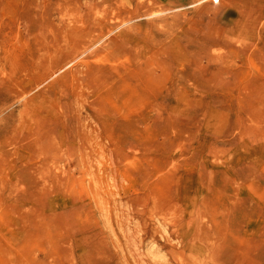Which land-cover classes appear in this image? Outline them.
Segmentation results:
<instances>
[{
    "label": "rangeland",
    "instance_id": "obj_1",
    "mask_svg": "<svg viewBox=\"0 0 264 264\" xmlns=\"http://www.w3.org/2000/svg\"><path fill=\"white\" fill-rule=\"evenodd\" d=\"M0 264H264V0H0Z\"/></svg>",
    "mask_w": 264,
    "mask_h": 264
}]
</instances>
